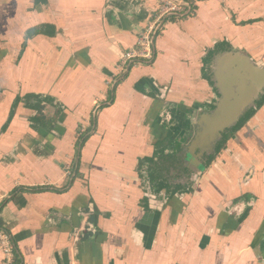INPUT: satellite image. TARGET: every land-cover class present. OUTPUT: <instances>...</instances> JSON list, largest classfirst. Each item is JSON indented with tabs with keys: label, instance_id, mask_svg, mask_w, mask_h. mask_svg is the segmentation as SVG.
Wrapping results in <instances>:
<instances>
[{
	"label": "crops",
	"instance_id": "obj_1",
	"mask_svg": "<svg viewBox=\"0 0 264 264\" xmlns=\"http://www.w3.org/2000/svg\"><path fill=\"white\" fill-rule=\"evenodd\" d=\"M181 1L153 59L124 64L158 0H0V227L14 264H264V107L192 193L155 196L138 172L208 109L205 74L238 53L264 67V0Z\"/></svg>",
	"mask_w": 264,
	"mask_h": 264
},
{
	"label": "flooded vegetation",
	"instance_id": "obj_2",
	"mask_svg": "<svg viewBox=\"0 0 264 264\" xmlns=\"http://www.w3.org/2000/svg\"><path fill=\"white\" fill-rule=\"evenodd\" d=\"M242 64L243 63L241 62L240 65ZM255 66L260 69V71L256 72L258 73V79L252 80L249 85L252 89L259 85L257 87L259 92H251L246 102L238 107L236 111L237 113L231 117L230 121L225 126L212 127L210 125V121L217 118L214 112L216 110V106L218 105L217 101H219L218 92L216 90V80H218L220 73L213 72L209 74V82L214 92V100L208 105V109L202 112L201 115L199 114L196 118L189 120V131L185 134L186 137H183L180 141L176 140V144H172L167 148L166 152L172 154L175 152L177 154L175 157L178 160L177 162H174V173L167 176L169 181L176 184H190L191 177L189 174H183V165L187 163L188 167L193 172L198 170V168L200 170L202 165L204 168L205 164L206 166L204 170L210 168L216 162L219 155L227 149L229 142L236 139L237 134L245 127L244 126L237 132H234V129L239 126L245 115L252 110H256V115L264 107V105L261 108L258 107V103L264 97V67L261 68V66L256 63ZM228 69H230V67ZM246 69L250 71L248 66ZM224 142H226L224 149L217 154L219 145ZM177 149H180L181 151L178 152ZM213 156L216 157L215 160L211 162V158ZM197 162L201 163L200 167Z\"/></svg>",
	"mask_w": 264,
	"mask_h": 264
},
{
	"label": "trees",
	"instance_id": "obj_3",
	"mask_svg": "<svg viewBox=\"0 0 264 264\" xmlns=\"http://www.w3.org/2000/svg\"><path fill=\"white\" fill-rule=\"evenodd\" d=\"M221 48V46H220ZM218 47V50L220 49ZM217 51V48L210 57L206 59V65L210 62V59L212 58L213 54ZM205 77L207 80L210 81L208 73L205 74ZM19 101V100H18ZM18 101L14 104L11 116L9 118L8 124L12 121L14 117V109H16L18 105ZM264 105V97L262 100L258 103V107L261 108ZM172 113H176V110H172ZM256 110L250 111L248 114L245 115V117L242 119V122L239 124L237 128L234 129V132H237L240 130L242 127H244L248 121L255 115ZM7 127V126H6ZM177 141L173 140L171 138H167L166 140L159 142L156 144V151L155 154L152 158H144L143 160L140 161L139 164V174L140 178L142 180H146L145 183L147 182L149 185V189L152 192L153 195L159 196L162 194V192H167L168 194L172 196L176 195H183V194H190L194 191V185L196 183V179L198 178V173L193 172L189 167L188 164L185 163L183 165V170H184V175L189 174L191 177V183L190 184H176L172 181L168 180V175L170 176L171 174L174 173L173 166L174 162H177V158L175 157L177 154L174 152L172 153H167L166 150L167 148L172 145L176 144ZM225 143H222L219 145L217 149V154L220 153L224 147ZM178 152H180V149H177ZM216 156H213L211 158V162L215 160ZM0 229H3L0 227Z\"/></svg>",
	"mask_w": 264,
	"mask_h": 264
},
{
	"label": "water",
	"instance_id": "obj_4",
	"mask_svg": "<svg viewBox=\"0 0 264 264\" xmlns=\"http://www.w3.org/2000/svg\"><path fill=\"white\" fill-rule=\"evenodd\" d=\"M241 62L243 63L242 65H240ZM225 63L226 67H223L222 70L218 72L220 75L218 80H216V90L218 92L219 101H217L218 105L214 111L217 118L210 121L212 127L227 125L231 117L237 113L238 107L246 102L250 93L259 92L257 89L259 85L254 89L249 85L252 80L258 79V73L256 72L260 71V69L255 66V63L248 55L238 53L228 58L227 61H224V64ZM247 66L250 68V71L246 69ZM229 67L230 69H228ZM261 68L263 67L261 66ZM197 163L200 167L201 163ZM201 168H203V165L200 167V170L199 168L195 170V172L198 173L197 176L203 174L207 170Z\"/></svg>",
	"mask_w": 264,
	"mask_h": 264
},
{
	"label": "built area",
	"instance_id": "obj_5",
	"mask_svg": "<svg viewBox=\"0 0 264 264\" xmlns=\"http://www.w3.org/2000/svg\"><path fill=\"white\" fill-rule=\"evenodd\" d=\"M179 2L182 1L158 0V9L146 28L140 33L136 49L124 54V64L151 61L153 59V37L162 29L165 21L170 16L180 15L184 12V7ZM0 248L4 255L1 264H14L15 244L12 235L4 229H0Z\"/></svg>",
	"mask_w": 264,
	"mask_h": 264
},
{
	"label": "rangeland",
	"instance_id": "obj_6",
	"mask_svg": "<svg viewBox=\"0 0 264 264\" xmlns=\"http://www.w3.org/2000/svg\"><path fill=\"white\" fill-rule=\"evenodd\" d=\"M202 159V158H201ZM205 166H206V164H205ZM205 166H204V168H205Z\"/></svg>",
	"mask_w": 264,
	"mask_h": 264
}]
</instances>
